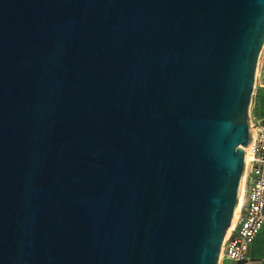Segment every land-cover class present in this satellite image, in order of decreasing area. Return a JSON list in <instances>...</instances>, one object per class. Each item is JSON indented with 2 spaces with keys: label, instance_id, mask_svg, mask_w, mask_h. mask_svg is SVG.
<instances>
[{
  "label": "water",
  "instance_id": "95a60500",
  "mask_svg": "<svg viewBox=\"0 0 264 264\" xmlns=\"http://www.w3.org/2000/svg\"><path fill=\"white\" fill-rule=\"evenodd\" d=\"M263 47L264 0H0V264H219Z\"/></svg>",
  "mask_w": 264,
  "mask_h": 264
},
{
  "label": "built area",
  "instance_id": "2783aa9c",
  "mask_svg": "<svg viewBox=\"0 0 264 264\" xmlns=\"http://www.w3.org/2000/svg\"><path fill=\"white\" fill-rule=\"evenodd\" d=\"M256 87L264 91V47L258 59L254 88ZM250 121L252 146L249 154L247 146L244 147V201L230 232L223 240L220 254V258L225 256L236 261L248 258L250 248L264 226V115L256 122Z\"/></svg>",
  "mask_w": 264,
  "mask_h": 264
},
{
  "label": "crops",
  "instance_id": "0c3cea01",
  "mask_svg": "<svg viewBox=\"0 0 264 264\" xmlns=\"http://www.w3.org/2000/svg\"><path fill=\"white\" fill-rule=\"evenodd\" d=\"M219 264H264V226L254 240L246 260L236 261L222 256L219 260Z\"/></svg>",
  "mask_w": 264,
  "mask_h": 264
},
{
  "label": "rangeland",
  "instance_id": "374dc122",
  "mask_svg": "<svg viewBox=\"0 0 264 264\" xmlns=\"http://www.w3.org/2000/svg\"><path fill=\"white\" fill-rule=\"evenodd\" d=\"M249 114L250 119L254 122H256L257 119L264 115V91L261 90L259 87H256L253 90L249 106ZM244 176L245 171L243 173V177ZM242 201H244V196Z\"/></svg>",
  "mask_w": 264,
  "mask_h": 264
},
{
  "label": "bare ground",
  "instance_id": "6f19581e",
  "mask_svg": "<svg viewBox=\"0 0 264 264\" xmlns=\"http://www.w3.org/2000/svg\"><path fill=\"white\" fill-rule=\"evenodd\" d=\"M251 146H252V144L250 143V144L247 145V147H246V149H247V153H248V154H249V152H250ZM244 178H245V176L243 177L242 184H241L240 200H239V203H238V205H237V207H236L235 214H234V217H233L232 223H231V225H230V227H229V229H228V231H227V234L230 232V229L232 228V226H233V224H234L235 218H236V216H237V214H238V211H239V209H240V207H241V204H242V200H243V196H244V195H243V189H244Z\"/></svg>",
  "mask_w": 264,
  "mask_h": 264
}]
</instances>
